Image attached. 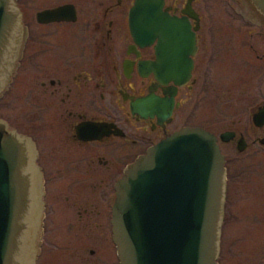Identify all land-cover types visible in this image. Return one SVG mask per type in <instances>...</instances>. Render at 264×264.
Listing matches in <instances>:
<instances>
[{"label": "flooded vegetation", "instance_id": "obj_1", "mask_svg": "<svg viewBox=\"0 0 264 264\" xmlns=\"http://www.w3.org/2000/svg\"><path fill=\"white\" fill-rule=\"evenodd\" d=\"M13 1L22 39L0 91L10 119L0 120L32 145L42 178V246L50 224L71 231L58 241L62 248L42 247V264H120L112 236L115 184L149 149L186 128L212 135L224 158L216 263L264 264V220H250L239 238L226 230L229 206L264 205L263 192L252 191H264V171L250 170L258 164L251 159L264 158V17L251 1ZM136 4L154 17L150 36L131 31ZM166 18L171 23L163 25ZM17 112L27 123L14 127ZM38 113L42 126H31L30 114ZM246 113V120L234 116ZM234 218L231 228L239 225ZM88 227L96 232L78 239ZM242 240L257 247L252 259Z\"/></svg>", "mask_w": 264, "mask_h": 264}, {"label": "water", "instance_id": "obj_2", "mask_svg": "<svg viewBox=\"0 0 264 264\" xmlns=\"http://www.w3.org/2000/svg\"><path fill=\"white\" fill-rule=\"evenodd\" d=\"M250 1L264 17V0ZM153 20L150 8L136 4L133 35L150 36ZM21 39L20 10L0 0V91ZM30 144L0 120V264H22L26 252L37 168ZM224 198V158L212 135L186 128L152 147L115 184L112 236L120 264H217Z\"/></svg>", "mask_w": 264, "mask_h": 264}, {"label": "rangeland", "instance_id": "obj_3", "mask_svg": "<svg viewBox=\"0 0 264 264\" xmlns=\"http://www.w3.org/2000/svg\"><path fill=\"white\" fill-rule=\"evenodd\" d=\"M246 98H242V100H245ZM9 112H7V109H5L3 106H0V118L4 119V120H9L10 116H9ZM31 116V123L33 122L34 124H32L31 126L34 127H40L42 126V113H38V114H30ZM34 116V117H33ZM234 116H237L238 118H243V120H246L247 117V113L246 114H234ZM232 118V116H227L225 117V119H223V122L227 123L230 121V119ZM13 119V118H11ZM24 120V121H22ZM18 122H23V123H27L26 121V116L23 119L22 115H20L19 112H17L14 116V122H13V126L17 127ZM30 123V124H31ZM18 129L20 131H24L26 128L24 127H18ZM27 131V129H26ZM37 132H42V129H38ZM36 135L39 136L38 133H36ZM113 157L117 158V162L121 163L124 162L122 157H119V155H114V153H111ZM254 158H258L257 160L255 159H251V161L257 162L258 164H256L257 167L255 168H250V170L254 171L255 173H259V171H264V158L260 157V156H255ZM250 160H248V162L252 163ZM246 164L248 165V163L243 161V165ZM239 169V168H237ZM244 169H248V168H244ZM262 173V172H261ZM41 184H42V178H41ZM42 188V186H41ZM261 186H254L252 191L255 193H259V192H263L261 189ZM42 196V194H41ZM232 196H234V191L232 193ZM42 199V197H41ZM236 199L239 202V195L236 197ZM253 199V198H251ZM42 203V200H41ZM244 206V207H243ZM234 216L237 218V223H239V225L237 227L231 228L233 226V224L235 223V218ZM250 220L253 221V224L258 225L257 221L258 220H264V205H258L257 202L255 200H244L241 204H238L237 206L234 207H228V216H227V221H226V230L228 229V237H230L231 233H236V237L239 238L241 236V233L243 230H245L248 227V224H250ZM254 225L255 230L252 231V229L249 230V232L247 234H249V236H254L256 234V231H258V227H256ZM78 228V227H77ZM89 231H87L86 229H82L80 228V230L78 231V239H83L86 240V236L87 233H95L96 230L94 227H88ZM43 229V225H42V205H41V215H40V219H39V223H38V227L36 228L35 234H34V238L32 241V247L35 250V255H34V264H42V247H44V249H57V248H62L59 246V240L62 239L63 240H68V236L65 237L64 235H71V231L68 232L66 226H63L62 224H50L49 226H47V232H46V238L44 241V245L42 246V241H43V236L44 233L42 231ZM232 233V234H233ZM242 237V236H241ZM56 238V239H55ZM248 238H245V241ZM56 241V242H55ZM243 242V243H241ZM241 246L244 245L245 247V252L248 254V257L250 259L253 258L255 251L257 252V247L256 246H252L251 244L245 245L244 244V240L240 241ZM88 244V243H87ZM87 249L93 248L91 245H88L86 247ZM55 249V250H56Z\"/></svg>", "mask_w": 264, "mask_h": 264}, {"label": "bare ground", "instance_id": "obj_4", "mask_svg": "<svg viewBox=\"0 0 264 264\" xmlns=\"http://www.w3.org/2000/svg\"><path fill=\"white\" fill-rule=\"evenodd\" d=\"M31 145V144H30ZM32 146V145H31ZM41 173H39L38 168L35 169V176H33L32 182V193H33V205L30 217V229L28 230V238L26 242V252L22 257V264H33L35 250L32 247V241L36 228L38 227L40 215H41Z\"/></svg>", "mask_w": 264, "mask_h": 264}]
</instances>
